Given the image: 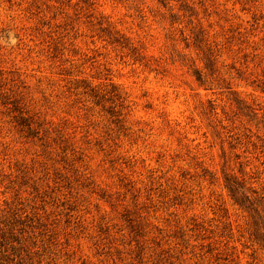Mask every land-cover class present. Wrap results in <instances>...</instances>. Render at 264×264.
Returning a JSON list of instances; mask_svg holds the SVG:
<instances>
[{"label":"rangeland","instance_id":"obj_1","mask_svg":"<svg viewBox=\"0 0 264 264\" xmlns=\"http://www.w3.org/2000/svg\"><path fill=\"white\" fill-rule=\"evenodd\" d=\"M0 264H264V0H0Z\"/></svg>","mask_w":264,"mask_h":264}]
</instances>
